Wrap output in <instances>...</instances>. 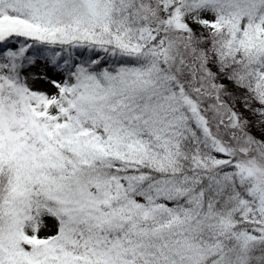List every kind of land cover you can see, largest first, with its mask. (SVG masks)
Masks as SVG:
<instances>
[{"label":"snow or ice","instance_id":"6c2138e0","mask_svg":"<svg viewBox=\"0 0 264 264\" xmlns=\"http://www.w3.org/2000/svg\"><path fill=\"white\" fill-rule=\"evenodd\" d=\"M0 264H264V0H0Z\"/></svg>","mask_w":264,"mask_h":264}]
</instances>
